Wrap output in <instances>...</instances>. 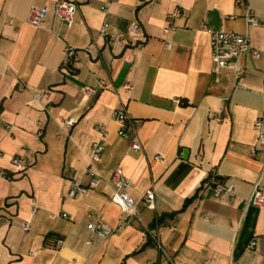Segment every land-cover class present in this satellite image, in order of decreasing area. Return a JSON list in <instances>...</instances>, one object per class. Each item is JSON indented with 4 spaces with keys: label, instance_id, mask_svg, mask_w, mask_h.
Wrapping results in <instances>:
<instances>
[{
    "label": "crops",
    "instance_id": "0c3cea01",
    "mask_svg": "<svg viewBox=\"0 0 264 264\" xmlns=\"http://www.w3.org/2000/svg\"><path fill=\"white\" fill-rule=\"evenodd\" d=\"M58 1L0 0V169L8 172L0 264H264V207L246 206L253 185L264 184V154L249 155L264 115V0H71V27L55 16ZM33 7L47 9L37 27L28 22ZM177 8L176 28L164 35ZM247 8L256 27L245 24ZM133 21L140 28L128 35ZM207 27L246 32L259 52L241 57L236 81L230 69L214 73ZM67 45L78 50L69 68ZM115 108L128 124L112 118ZM69 117L73 126L64 125ZM134 137L140 150L130 149ZM97 140L105 149L93 170L105 181L69 198L74 177L91 179ZM118 167L135 199L153 188L155 209L140 204L143 223L102 239L87 224L122 220L106 181ZM212 175L233 183L232 193L216 194ZM144 225L155 226L165 252Z\"/></svg>",
    "mask_w": 264,
    "mask_h": 264
},
{
    "label": "built area",
    "instance_id": "2783aa9c",
    "mask_svg": "<svg viewBox=\"0 0 264 264\" xmlns=\"http://www.w3.org/2000/svg\"><path fill=\"white\" fill-rule=\"evenodd\" d=\"M77 7V3L71 0L58 1L55 5V16L67 27H71L74 23V16ZM181 14V9L177 8L168 15L167 25L163 29L164 35H168L171 31L175 30V20ZM46 16L47 9L45 7H33L29 11L28 22L37 27L42 24ZM244 21L247 26H257V18L253 11H251L249 8H247ZM139 28L140 25L137 21L131 22L127 30L128 35L138 31ZM206 31L210 35L214 73H218L223 69H230L233 72L236 81L243 73V70L239 65L241 57L246 54H249L254 59L259 57V52L250 46L249 37L246 32L240 33L235 31H216L209 27L206 28ZM102 34L106 35L104 31H102ZM108 36L111 41H114L117 38L115 35ZM164 44L167 48L173 47V44L170 41L164 40ZM76 61H78V50L71 45H67L64 49L62 66L69 68V66H71ZM23 86L24 85H22V87ZM127 87H130V85H127ZM96 91L97 90L91 86L85 87V92L88 95H93L96 93ZM48 93L49 89H46L43 93V96H47ZM35 99L39 100L40 96H36ZM176 102H180V99H176ZM111 116L113 119H116L121 123L128 124L130 122V117L124 108L113 109ZM63 122L66 126H73L77 120L69 117L64 119ZM263 124L264 115L258 117L254 121V128L257 132V141L256 145L249 149L250 156H254L258 151L264 154V131L262 130ZM99 130L103 139L107 133L106 128L104 126H100ZM119 134L122 137H128V133L124 129H121ZM104 149L105 147L101 140H97L92 143V152L89 158V167L87 170V173L91 176V179L87 184H84L81 177H74L68 190L69 198L85 196L90 191L98 189L105 181V179L102 177L95 175L93 170L94 163L100 160ZM130 149L135 151L141 149V143L138 137H134L132 139ZM156 159H161V156L158 155ZM22 162V159L19 157H14L12 159V163L16 166H21ZM0 176L5 178L8 176V172L6 170L0 169ZM106 181L110 183L113 188L110 202L119 209L122 214V220L117 225H110L102 221L96 222L90 220L87 224V228L102 239H108L115 232L122 229L125 225L130 224L134 220H138L139 222L143 223L139 214L140 204H144L149 209H155V192L153 188L148 189L139 200L135 199L130 194V188L132 185L131 180L123 173L121 168H116L111 173L110 177L106 179ZM211 184L216 194H230L234 190L233 183H224L215 175H212L211 177ZM246 206H254L257 208L264 207V184L256 182L253 185L252 191L247 199ZM144 227L146 233L156 243L160 251L165 252L161 243L158 241V237L156 236V228H151L150 226L146 225H144ZM23 229L27 231L29 229V224L24 223ZM88 244H91V242L88 241ZM253 245L254 242H251L249 247L252 248ZM205 263L208 264L209 261H206Z\"/></svg>",
    "mask_w": 264,
    "mask_h": 264
},
{
    "label": "trees",
    "instance_id": "16d2710c",
    "mask_svg": "<svg viewBox=\"0 0 264 264\" xmlns=\"http://www.w3.org/2000/svg\"><path fill=\"white\" fill-rule=\"evenodd\" d=\"M189 201H190V200H187V202H189ZM150 227H151V228H155V226H153V225H152V226H150ZM149 237H150V236H149ZM150 239H151V237H150Z\"/></svg>",
    "mask_w": 264,
    "mask_h": 264
},
{
    "label": "water",
    "instance_id": "95a60500",
    "mask_svg": "<svg viewBox=\"0 0 264 264\" xmlns=\"http://www.w3.org/2000/svg\"><path fill=\"white\" fill-rule=\"evenodd\" d=\"M185 155H186V151H184Z\"/></svg>",
    "mask_w": 264,
    "mask_h": 264
}]
</instances>
